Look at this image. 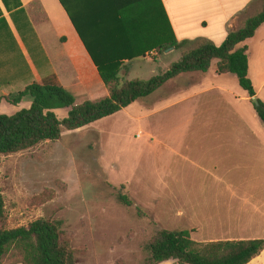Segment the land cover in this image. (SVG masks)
Wrapping results in <instances>:
<instances>
[{
  "label": "crops",
  "instance_id": "0c3cea01",
  "mask_svg": "<svg viewBox=\"0 0 264 264\" xmlns=\"http://www.w3.org/2000/svg\"><path fill=\"white\" fill-rule=\"evenodd\" d=\"M161 1L182 46L202 41L222 44L232 30L257 14L263 2ZM156 3L157 0H0V114L4 103L10 104L11 97L33 83L56 81L88 100L109 96L110 90L74 22L99 52L102 46L92 41L100 35L97 32L106 30L99 23L133 22L144 17L152 20ZM244 44L248 46L249 74L256 95L264 102V24ZM189 74L192 73L180 76ZM200 74L198 81H184L180 91L157 100L151 107L142 104L134 119L152 118L182 107L178 130L183 135V155L168 144V178L163 192L166 198L192 199L189 205L199 199L200 204L178 212L189 222L182 229L199 231L204 242L264 239V124L236 76L219 74L215 66ZM172 100L175 101L171 103ZM76 102L79 103L77 98ZM31 104L28 99L27 108ZM55 112L64 119L69 108ZM175 156L181 160L176 161Z\"/></svg>",
  "mask_w": 264,
  "mask_h": 264
},
{
  "label": "rangeland",
  "instance_id": "374dc122",
  "mask_svg": "<svg viewBox=\"0 0 264 264\" xmlns=\"http://www.w3.org/2000/svg\"><path fill=\"white\" fill-rule=\"evenodd\" d=\"M197 45L125 62L120 80L149 79ZM199 75L178 76L125 110L78 130H64L60 140L0 155V191L6 200L8 227L27 226L40 217L57 219L71 241L74 264H145L151 237L163 228L187 227L189 222L178 212L198 205L199 199L189 205L192 199L166 198L163 193L168 144L183 155V135L178 130L182 107L152 118L137 120L134 115L141 112L142 104L151 107L180 91L184 81H198ZM75 97L79 103L88 100ZM27 101L4 103L1 114H15L27 108ZM120 192L132 199V206L118 200ZM192 235L199 241L203 238L197 230ZM19 263L17 251L0 258V264ZM250 264H264V250Z\"/></svg>",
  "mask_w": 264,
  "mask_h": 264
},
{
  "label": "trees",
  "instance_id": "16d2710c",
  "mask_svg": "<svg viewBox=\"0 0 264 264\" xmlns=\"http://www.w3.org/2000/svg\"><path fill=\"white\" fill-rule=\"evenodd\" d=\"M152 17V20L144 17L133 22L99 23L106 28L92 39L96 45L102 46L98 48L99 52L93 49L74 22L110 95L77 103L75 95L56 81L27 86L11 97L10 102L17 104L29 99L31 106L13 115L0 114V155H12L45 142L60 140L64 130H78L112 116L151 96L176 77L186 73H207L212 66L219 74L236 76L249 97H257L249 74L248 46L244 43L264 24V0L261 10L240 28L232 30L222 44L202 41L182 54L166 71L149 79L134 78L121 82L126 60L146 57L153 50L160 53L183 45L173 32L161 0L153 6ZM120 27L125 29L120 30ZM258 101V106L253 103L254 108L264 124V102L260 98ZM59 108H69L64 119L55 112ZM118 200L126 206L133 205L132 199L122 192L118 194ZM12 250L19 253L20 264H74L75 259L71 241L60 220L40 217L27 226L9 228L6 200L0 191V258ZM147 250L149 254L145 264L168 261H173V264H250L264 250V239L204 242L196 240L189 229L163 228L148 241Z\"/></svg>",
  "mask_w": 264,
  "mask_h": 264
},
{
  "label": "water",
  "instance_id": "95a60500",
  "mask_svg": "<svg viewBox=\"0 0 264 264\" xmlns=\"http://www.w3.org/2000/svg\"><path fill=\"white\" fill-rule=\"evenodd\" d=\"M252 101L255 104V106H258L259 105V101H258V98L256 96L255 97H252Z\"/></svg>",
  "mask_w": 264,
  "mask_h": 264
}]
</instances>
